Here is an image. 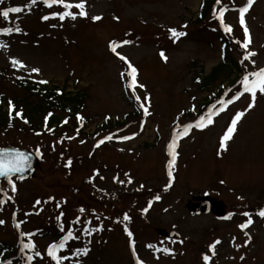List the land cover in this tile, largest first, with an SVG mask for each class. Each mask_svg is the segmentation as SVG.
I'll list each match as a JSON object with an SVG mask.
<instances>
[{
	"label": "rangeland",
	"instance_id": "1",
	"mask_svg": "<svg viewBox=\"0 0 264 264\" xmlns=\"http://www.w3.org/2000/svg\"><path fill=\"white\" fill-rule=\"evenodd\" d=\"M203 2L0 0V11L22 9L0 16V70L8 71L0 75V92L6 101L27 96L14 84L24 76L86 95L73 130L67 124L36 133L24 124L23 130L0 131V148L7 144L43 156L34 177L0 182V243L14 247L12 264H57L48 249L60 244V232L75 237L57 252L66 257L60 264H206L205 256L209 264H264V94L257 92L251 108L249 93L235 99L243 77L264 69V0H254L245 14L247 49L239 10L248 0H220L202 23ZM81 3L82 9L76 7ZM221 8L227 9L223 24L217 18ZM65 13L71 15L61 20ZM219 36L239 63V79L201 92L198 73L207 75L224 60ZM112 44L118 45L115 52ZM249 53L255 55L245 60ZM15 59L20 67H12ZM129 64L136 69L135 85ZM221 107L213 124L177 136ZM109 118L126 122L98 130ZM194 196L223 201V219L191 216L187 204ZM249 218L252 223L242 229ZM158 228L176 230L180 240L160 237Z\"/></svg>",
	"mask_w": 264,
	"mask_h": 264
},
{
	"label": "trees",
	"instance_id": "2",
	"mask_svg": "<svg viewBox=\"0 0 264 264\" xmlns=\"http://www.w3.org/2000/svg\"><path fill=\"white\" fill-rule=\"evenodd\" d=\"M217 0H204L202 5V14L198 19L199 22H206L213 12V8ZM220 37V36H219ZM224 45L223 62L214 67L209 74L204 71L198 73L195 82L199 91L207 92L212 91L213 88L223 85L228 82L236 85L238 81V73L241 72L238 61L233 57L230 50V45L225 37H220ZM18 62V63H14ZM20 67L18 60L12 61V67ZM7 70H0V75L7 74ZM46 82V83H42ZM14 84L16 90H20L27 96L23 99L20 95L17 98H12L8 101L4 93L0 92V105L6 103L9 111H4L3 107L0 109V131L9 132L11 128H20L22 123L33 126V129L40 131L42 123L52 122L53 124H60L65 121V124L70 120H80V114L84 108L86 95L78 93L67 92L64 88L57 85H51L47 80L36 81L27 76L18 77L15 79ZM36 122H39L37 126ZM57 129L53 130V132ZM6 146H10L7 145ZM59 240H64L66 234L61 232L58 235ZM14 247H9L4 243H0V254L2 260L0 264H12Z\"/></svg>",
	"mask_w": 264,
	"mask_h": 264
},
{
	"label": "snow or ice",
	"instance_id": "3",
	"mask_svg": "<svg viewBox=\"0 0 264 264\" xmlns=\"http://www.w3.org/2000/svg\"><path fill=\"white\" fill-rule=\"evenodd\" d=\"M33 3L36 2V0H32ZM220 0H217V3H219ZM252 3H254V0H248V4L241 8L239 10L240 12V23L242 25V27H244V32H245V42L242 44V47H244L245 49L248 48V45L251 43V38L248 34V29L245 25V21H244V17H245V14L249 11V8L251 7ZM51 6V5H49ZM65 7H69V5H64ZM76 7L78 8H83L84 7V4L81 3L79 5H76ZM22 11L21 8L19 7H13V8H9L8 10H5V11H0V16L4 17L5 19H7L9 17V14L10 13H20ZM227 11L226 8H221L217 14V18L220 20V22L223 24L224 22V15H225V12ZM66 15H71V13H65V14H62L60 15V19L63 20L65 18ZM80 15H86V13L84 12H81ZM73 18H75L73 16ZM44 19H48V17H44ZM94 19L96 20H99L101 19L100 17H95ZM11 31V30H9ZM17 31H19V29H17ZM173 34V36H180V35H183L182 33H176L175 30H170ZM225 31L226 32H231L232 29L230 26H225ZM127 43V42H125ZM0 47H2V45H0ZM118 47V45L116 44H112L111 45V50L113 52L116 51V48ZM161 55L163 56V53H161ZM252 55H255L254 53H249L248 55H246L244 57L245 60L249 59ZM120 59H125L124 57H120ZM166 59V57H165ZM14 63H18V62H15ZM129 67L131 68V75H132V85H135L136 81H135V75H136V69L133 68L130 64H129ZM33 71H38V70H33ZM123 75V74H122ZM250 76L253 77V79L250 80ZM42 83H46V82H42ZM242 84H243V92L239 93L235 99H239L240 96L244 95L245 93H249L252 97V103L249 105V108L251 107H254L255 105V98H256V95H257V92L261 93V94H264V69H260L259 71L255 72V73H250L248 75H245L243 77V80H242ZM232 101H228V103H231ZM225 102H221V104L223 105ZM145 110V113H147V108L144 109ZM224 107H221L218 111L216 112H210L209 115L207 116L206 118V121H205V118H201L197 123H195L194 125H188V126H184L181 131L179 133H177V136H187L190 129L195 127V128H204V127H207L208 125H211L213 124V116L214 115H219V112L220 111H224ZM244 113H238L232 120L230 126L228 127L225 135L222 137L221 139V147L222 148H226V145H227V142L232 139L233 137V134L234 132L236 131V126H237V123L240 121V119L243 117ZM108 139H111V137H109ZM125 139H129V138H125ZM100 143H103V141H101ZM99 145H97L98 147ZM177 144H176V141L174 140L170 145H169V150H170V155H171V160H170V163H169V172H168V175L169 177L171 178L172 177V168L174 167L175 165V162H176V152H175V148H176ZM17 158L20 159L23 157V154L21 153H17ZM68 165L70 166L71 165V161L69 160L68 161ZM22 171V168L19 167V166H13L9 163H5V162H2L0 161V176L2 177H5V178H9L10 179V174L11 173H16V172H21ZM13 190H15V187L13 186ZM157 199H159V197H157ZM147 211V210H145ZM245 215H247V213H245ZM259 215L261 217H264V211H261L259 213ZM230 218V217H228ZM125 220H128L129 217L126 215L124 217ZM0 223H2V221H0ZM252 223L251 219L249 218V220L247 221L246 224L244 225H241V228H247L250 224ZM129 235H131V233H129ZM75 237L72 236L71 232L68 233V235L64 238V240L59 244V245H56V244H53L49 247L48 249V255L57 262V264H60V260L61 259H66V257H58L57 256V252L60 250V249H63L65 247V243L69 240V239H74ZM216 243H220L219 241H216ZM24 248H27V249H31V248H34V245H31V244H24L23 245ZM213 252L215 250V245H212L211 246ZM83 254H87V249L84 250ZM36 255H39V253H36ZM33 259V257L29 256L28 257V260L31 261ZM205 259V262L206 264H209V261H210V258L205 256L204 257Z\"/></svg>",
	"mask_w": 264,
	"mask_h": 264
},
{
	"label": "water",
	"instance_id": "4",
	"mask_svg": "<svg viewBox=\"0 0 264 264\" xmlns=\"http://www.w3.org/2000/svg\"><path fill=\"white\" fill-rule=\"evenodd\" d=\"M17 153L23 154V157L18 159ZM0 161L9 163L13 166H19L22 168L21 172L11 173L10 178L19 176L20 179L25 180L33 176L40 168L42 158L40 154L22 150L18 148H4L0 149ZM8 180L0 176V180ZM196 201H203L201 204L191 202L188 204V209L193 215L202 213H214L217 218H221L224 214V206L221 201H215L212 199H203L200 197L195 198ZM161 235H165L168 238H176L177 234L168 233L166 230H160Z\"/></svg>",
	"mask_w": 264,
	"mask_h": 264
}]
</instances>
